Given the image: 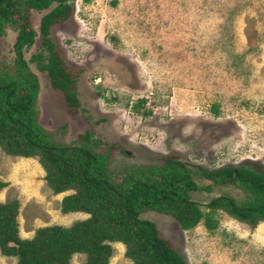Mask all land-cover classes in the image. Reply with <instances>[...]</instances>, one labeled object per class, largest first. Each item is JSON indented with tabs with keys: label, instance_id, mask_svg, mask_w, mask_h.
<instances>
[{
	"label": "rangeland",
	"instance_id": "374dc122",
	"mask_svg": "<svg viewBox=\"0 0 264 264\" xmlns=\"http://www.w3.org/2000/svg\"><path fill=\"white\" fill-rule=\"evenodd\" d=\"M44 13L28 16L37 34L32 53L41 48ZM5 33L0 54L11 51L16 36L13 29ZM50 39L77 75L78 100L76 108L66 107L62 93L30 65L40 87L37 121L52 142L79 145V135L92 133L98 143L88 146L109 154L107 169L119 178L158 157L177 158L195 171L246 165L264 175V0H75L68 20L50 28ZM43 177L37 157L8 156L0 149V181L8 184L0 202L18 201L22 238L38 227L86 218L62 214L67 193L54 195ZM193 178L199 187L211 183ZM191 197L203 205L216 197L241 203L245 193L236 185H218ZM142 216L186 264H264V222L250 228L219 210L215 229L200 223L183 231L170 216ZM112 247L109 264H132L122 244ZM84 260L78 254L70 264ZM15 262L0 253V264Z\"/></svg>",
	"mask_w": 264,
	"mask_h": 264
},
{
	"label": "trees",
	"instance_id": "16d2710c",
	"mask_svg": "<svg viewBox=\"0 0 264 264\" xmlns=\"http://www.w3.org/2000/svg\"><path fill=\"white\" fill-rule=\"evenodd\" d=\"M74 1L0 0L2 44H6V29L16 32L11 51L4 50L9 54H0V149L8 156L37 157L52 193H67L60 201V212L83 213L86 218L69 226L38 227L30 238H22L18 201L0 202L1 255L15 258V264H70L78 254L85 256L82 264H109L112 245L120 243L132 264H186L170 241L160 235L156 224L143 218V212L170 216L183 231L200 223L207 230L215 229L219 210L250 228L264 222V175L252 166L212 171L197 167L195 171L177 158L158 157L155 163H140L125 170L119 178L107 169L109 154H98L88 146L92 133L79 135L81 144L71 146L58 145L44 133L37 121L40 87L32 69L49 80L50 89L62 93L66 107L78 105L77 75L60 58L50 39V28L68 20ZM44 11L39 21L41 48L32 53L37 34L28 16ZM212 112L217 114L215 105ZM97 143L94 140L90 144ZM195 175L211 183L199 187ZM7 185L0 181V191ZM218 185L241 187L245 199L238 203L216 197L203 205L191 197L194 191H210Z\"/></svg>",
	"mask_w": 264,
	"mask_h": 264
}]
</instances>
